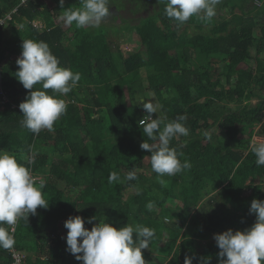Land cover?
I'll return each instance as SVG.
<instances>
[{
    "label": "trees",
    "instance_id": "16d2710c",
    "mask_svg": "<svg viewBox=\"0 0 264 264\" xmlns=\"http://www.w3.org/2000/svg\"><path fill=\"white\" fill-rule=\"evenodd\" d=\"M113 1L105 22L122 18L120 0L117 8ZM142 1L145 11L149 3L156 9L133 25L122 19L126 27L76 28L59 17L82 7L81 0H65L63 9L58 0H0V151L45 181L48 200L46 209L19 219L15 246L0 248V264H16L14 254L19 264H82L66 250L64 221L74 216L95 217L84 224L88 230L104 220L116 228L154 229L149 248L141 250L146 264H184L186 257L220 264L214 234L245 231L255 222L250 203L264 200V166L256 165L250 147L254 133L264 137V0H221L210 23H185L192 32L167 17L164 3ZM217 9L229 16L238 10L239 24L220 18ZM131 31L139 48L124 56L120 40ZM22 39L46 42L59 66L80 73L70 93L46 90L67 104L53 132L34 135L21 126L19 104L30 91L15 76ZM150 98L162 105L153 119L167 123L183 115L190 130L170 147L192 167L163 177L166 185L152 171L151 153L140 148L157 143L139 125L149 115L140 107ZM32 151L37 156L29 165ZM130 171L137 180L108 182L109 173L123 179ZM133 239L138 243L135 233Z\"/></svg>",
    "mask_w": 264,
    "mask_h": 264
},
{
    "label": "clouds",
    "instance_id": "9594fccd",
    "mask_svg": "<svg viewBox=\"0 0 264 264\" xmlns=\"http://www.w3.org/2000/svg\"><path fill=\"white\" fill-rule=\"evenodd\" d=\"M58 2L63 9L65 0ZM159 2L165 4L168 18L183 25L191 18L210 23L221 0ZM81 4L82 7L63 10L59 19L65 26L98 28L110 16V0H81ZM21 49V55L16 60L19 70L15 76L25 89L30 90L25 100L19 104L23 116L21 126L34 135L42 130L53 132L54 124L66 115L67 104L63 99L49 95L46 90L51 89L53 93L66 95L77 86L81 79L80 73L59 66V59L44 41L22 39ZM37 84L42 86V90H34ZM142 107L149 115L141 119L139 125L143 134L157 143L149 144L144 141L140 148L151 153L152 171L157 174L158 183L166 185L167 181L163 177L175 176L192 167L190 161L182 162L176 150L170 147L174 138L186 137L190 130L182 123L186 120L183 115L167 123L158 116L153 119L151 114L158 113L162 108V105L154 103L153 100L144 102ZM250 147L256 157V165L264 166V139L254 141ZM36 156L37 153L32 151L26 157L27 163L34 164ZM137 179L136 171L128 172L123 179L118 172H111L108 176L109 183ZM44 186L45 181L34 177L30 168L19 163L14 155L0 151V248H14L16 241L12 233L19 219L27 220L29 214L36 215L38 207H48V200L44 199L42 193ZM153 207L154 203L148 204L150 210ZM249 212L255 215V222L250 228L235 232L228 229L214 234L213 239L219 249L218 257L221 258L220 264H264V200L253 199ZM93 219L95 217L85 220L74 216L64 221L67 229L66 250L77 261H82V264H146L141 250L149 248L155 237L154 229L141 225L116 228L104 220L88 230L84 224H91ZM134 233L138 243L133 239ZM184 264H192V258L186 257ZM202 264H208V258H204Z\"/></svg>",
    "mask_w": 264,
    "mask_h": 264
},
{
    "label": "rangeland",
    "instance_id": "374dc122",
    "mask_svg": "<svg viewBox=\"0 0 264 264\" xmlns=\"http://www.w3.org/2000/svg\"><path fill=\"white\" fill-rule=\"evenodd\" d=\"M145 1V0H144ZM146 1H154V0H146ZM159 0H157L158 2ZM117 1L114 0L113 1V5L116 6L117 8ZM112 3V2H111ZM120 4H121V8L123 9V7L127 8L126 10H123V12L121 13L122 15V18L120 16H117L115 17V21L111 20V21H107V22H104L105 24H107V26H123V27H126L127 25H123L124 24V21L122 19H125L126 21L135 24L139 19H142L144 17H146L147 15L149 14H152L154 12V9H156V6L154 7V5L152 3H149L147 4V8L148 10L145 11V9H142L140 8V4L143 5V1L141 2V0H120ZM152 4V5H151ZM130 5H133V6H138L140 8V10H128L130 8ZM144 6V5H143ZM142 7V6H141ZM121 8H117L116 10L120 12V10H122ZM115 10V11H116ZM218 11V16L220 18H227V17H230L234 24H239V20L237 19V16L239 13V11H235L233 14H231L230 16L226 14V12L224 10H219L217 9ZM253 13V12H252ZM251 13V14H252ZM254 14V13H253ZM189 27V32H192V26H189L188 24H185V26L181 29H185V28H188ZM257 32V31H256ZM261 33L260 32H257L255 35H254V39H255V44H258V41L261 39ZM120 45H121V49H122V52L124 54V56H127L129 54H131L132 52L136 51L138 48H139V45L137 44L136 42V38L135 36L133 35V31L131 32H127L126 34H124L122 37H121V40H120ZM217 67H222V64H219V66ZM150 95L152 96V94L150 93ZM149 100H152L151 98ZM140 110L141 112L144 111L146 112V110L141 106L140 107ZM147 113V112H146ZM159 113V111H158ZM158 113H154V114H158ZM63 233H66V232H63Z\"/></svg>",
    "mask_w": 264,
    "mask_h": 264
},
{
    "label": "built area",
    "instance_id": "2783aa9c",
    "mask_svg": "<svg viewBox=\"0 0 264 264\" xmlns=\"http://www.w3.org/2000/svg\"><path fill=\"white\" fill-rule=\"evenodd\" d=\"M23 3H25V1H23ZM8 19H10V17L8 16L7 17ZM36 25V24H35ZM0 94L1 95H3V91H2V89L0 88ZM3 99H4V101H7V99H6V97L5 96H3ZM262 138L260 137V136H258V135H253V137H252V142H254V141H257V140H261ZM16 226V225H15ZM14 226V227H15ZM14 258H15V260H16V264H19V262H20V256L19 255H17V254H14Z\"/></svg>",
    "mask_w": 264,
    "mask_h": 264
},
{
    "label": "crops",
    "instance_id": "0c3cea01",
    "mask_svg": "<svg viewBox=\"0 0 264 264\" xmlns=\"http://www.w3.org/2000/svg\"><path fill=\"white\" fill-rule=\"evenodd\" d=\"M263 2V1H262ZM258 6H260L262 3H256ZM261 40V39H260ZM256 102V101H255ZM264 121V120H263ZM256 133H254L253 135H255ZM256 135H258V134H256ZM258 136H260V135H258ZM253 137V136H252ZM262 139H264V137L263 136H260ZM253 142H252V138H251V144H252Z\"/></svg>",
    "mask_w": 264,
    "mask_h": 264
},
{
    "label": "flooded vegetation",
    "instance_id": "af4514ba",
    "mask_svg": "<svg viewBox=\"0 0 264 264\" xmlns=\"http://www.w3.org/2000/svg\"><path fill=\"white\" fill-rule=\"evenodd\" d=\"M113 7H115L116 8V6H113ZM114 9V8H113ZM115 10V9H114ZM116 12V11H115ZM120 12H123V11H120ZM112 14V13H111ZM110 19V18H109Z\"/></svg>",
    "mask_w": 264,
    "mask_h": 264
}]
</instances>
